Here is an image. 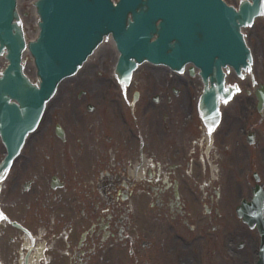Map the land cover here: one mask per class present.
<instances>
[{
  "label": "flooded vegetation",
  "instance_id": "obj_1",
  "mask_svg": "<svg viewBox=\"0 0 264 264\" xmlns=\"http://www.w3.org/2000/svg\"><path fill=\"white\" fill-rule=\"evenodd\" d=\"M246 40L254 66L255 57H264V47L254 51ZM229 76L236 79L232 71ZM253 76L257 80L232 84L234 95L221 104L211 139L214 177L204 170L200 122L189 131L193 127L176 117L175 88L187 89V79L173 84L165 74L162 80L169 86L158 95L156 88L149 93L145 84L135 85L132 98L137 93L135 105L142 106L131 109L144 119L147 104L162 103L167 109L151 111L160 116L157 120L125 122L126 128L117 120L87 115L84 91L65 96L71 111L57 118L67 119L69 132L67 123L62 138L34 131L0 174V213L20 225L17 229L8 222L0 230V264H236L233 256L244 248L231 245L236 234L230 230L233 194L226 191L230 175L247 167L245 181L264 188V174L253 168L257 163L261 170L264 163V115L252 93L264 80L259 73ZM104 87L110 93V85ZM240 93L251 98L234 102L245 110L237 121L231 102ZM4 152L0 138V161ZM221 206L230 210L228 223ZM216 238L225 245L204 248ZM194 241L196 248H187ZM44 243L47 248L41 247Z\"/></svg>",
  "mask_w": 264,
  "mask_h": 264
},
{
  "label": "water",
  "instance_id": "obj_2",
  "mask_svg": "<svg viewBox=\"0 0 264 264\" xmlns=\"http://www.w3.org/2000/svg\"><path fill=\"white\" fill-rule=\"evenodd\" d=\"M18 2L21 19L28 24L30 0ZM35 5L41 19L40 35L28 48L40 78L39 87L33 86L21 71L24 41L19 27L12 22L15 0H0V52L6 48L9 62L0 77V132L11 156L25 134L35 127L44 102L53 94L57 83L75 71L103 34L111 31L116 42L120 56L115 71L120 80L127 81L135 62L143 59L175 69L192 62L201 65L206 77L213 69L207 51L213 45L210 44L213 35L218 57L227 56L231 62H238L242 50L237 27L252 20L259 2L253 0L250 5L243 2L239 12L225 7L220 0H121L118 7H113L109 0H38ZM136 6H140L137 11ZM130 8L132 20L125 24V13ZM153 33L157 36L151 41ZM200 33L204 41L199 49ZM24 65L29 77L35 80L28 54ZM215 67H219L217 63ZM189 70L192 73V68ZM201 106L209 116L216 113L213 91L203 93ZM262 203V193L255 190L251 201L236 211L249 227L256 225L264 250ZM258 264H264L263 251Z\"/></svg>",
  "mask_w": 264,
  "mask_h": 264
},
{
  "label": "rangeland",
  "instance_id": "obj_3",
  "mask_svg": "<svg viewBox=\"0 0 264 264\" xmlns=\"http://www.w3.org/2000/svg\"><path fill=\"white\" fill-rule=\"evenodd\" d=\"M264 28V19L257 18L255 23L248 28L245 31V35L247 36L248 41L250 42V45L254 49V51L259 52L261 48L264 47V31H262ZM245 36V37H246ZM106 45V44H105ZM98 52L90 58L88 61V64L86 65V68L84 67L82 72H80L75 78L72 79H67L63 82H61L59 86V91L57 94H59L56 99L54 98L49 102L48 107L46 109V115L43 118L44 121L42 122L41 127L38 129L39 132L43 131L44 132V126L48 122L49 119H53L54 113L57 111L58 107L63 108L65 104L63 103L64 97L68 96L69 99L74 95L76 96L77 91L81 90L86 93V95L82 98L83 102H90L92 105H94L97 108V111L95 112L96 116L100 119L101 116L105 120L104 122H107L108 120H111L113 122H116L121 120L120 117L122 116L123 118H127V122H131L132 116L129 114V102L131 101V95L132 93H128L125 97L121 93L120 87L117 85L116 81L112 80V78L109 76V73L112 71L111 65L112 62L108 60V57L106 58V54L109 53L108 49H105L104 47H101ZM254 70L251 72L255 75L258 73L260 74V78L264 80V57L263 58H256L255 57V63L253 66ZM87 69V70H86ZM95 72H99L100 75L97 77ZM94 75H93V74ZM102 77H104L106 80L110 82V93H107L108 90L105 91V87L102 85V82H104L105 86H107L106 82L102 80ZM136 80L139 82V84H145L149 88V93L153 91L154 88H156L155 94L158 95L160 94L159 89L164 90L165 88H168L169 84L166 81L163 80H157L156 82L149 78L147 75L142 76L140 72L138 71L135 74ZM188 82L192 85L193 91H190L189 88H183L182 90H178V88H175L178 92L176 99H174V108H177L176 111V117L179 118V122L181 124V120H186L188 112H194L197 115V95H198V81L196 78H188ZM257 79V78H256ZM113 82H111V81ZM229 82L233 81L234 79L229 76L228 77ZM176 79H174V82ZM245 83V80L242 82ZM174 86V85H173ZM175 87V86H174ZM111 90H115L116 93L113 92L111 94ZM142 97V93H141ZM246 97V100L250 99L251 97L249 94H243L240 93L239 95L235 96V98L232 100V105L234 102L243 99ZM161 100H164V97H160ZM60 102H59V101ZM149 100L147 99L145 101L146 103ZM107 104V109H106V114H101L103 110V104ZM237 104L235 103L233 105V108L231 110V115L235 117V119L241 120V116L244 114L245 110H238ZM141 103H137L135 105V108L137 110L141 107ZM147 108L149 111H156L158 108L160 110H163V112L166 111L167 108H165L164 104H147ZM180 111H179V109ZM230 107L227 108L229 110ZM52 111V112H51ZM156 114L155 112H153ZM154 114H148V119L153 120L152 118H155V120L159 119L160 116L154 115ZM169 116L175 117L173 114H169ZM94 118V116H92ZM237 117V118H236ZM143 118V114L139 113L138 114V119L137 121L133 123L140 124L144 122L145 120H141ZM119 119V120H118ZM125 124V123H124ZM205 165V171L208 172V166L206 163ZM254 167L258 168L262 174H264V163H261L262 169L260 170L258 167L257 163H254ZM212 169V168H211ZM210 169V170H211ZM246 167L243 168L241 174L235 173L233 174V180L230 182V188L231 192L233 194V201H231V204L233 203V207L237 204V201L239 200L240 197H247V192H248V186L249 184L246 183L245 181V172H246ZM216 205H213L215 207ZM195 207V205H193ZM224 210L225 217L224 221L226 223L230 222L227 220V216L230 213V210H227V207L221 206ZM230 215V220L232 224V228L230 229L231 232H235L236 236L233 238L231 241V245L233 247L237 246L238 244H241L239 248H244L245 252L243 253L241 250L239 253L236 254L235 256V261L236 264H244L245 262H249L253 260V244H258V235L255 229H248L245 224L241 223L238 219H234ZM220 225H224V222L221 221ZM224 238L228 239L231 237L230 234L223 233ZM225 242L224 241H219V239H215L212 241L210 244H205L204 248H220L221 246H224ZM197 243L194 241L191 244L187 246V248H196Z\"/></svg>",
  "mask_w": 264,
  "mask_h": 264
},
{
  "label": "bare ground",
  "instance_id": "obj_4",
  "mask_svg": "<svg viewBox=\"0 0 264 264\" xmlns=\"http://www.w3.org/2000/svg\"><path fill=\"white\" fill-rule=\"evenodd\" d=\"M113 45V44H112ZM151 78H160V72H154L151 76H150ZM163 77H165V75H163Z\"/></svg>",
  "mask_w": 264,
  "mask_h": 264
},
{
  "label": "snow or ice",
  "instance_id": "obj_5",
  "mask_svg": "<svg viewBox=\"0 0 264 264\" xmlns=\"http://www.w3.org/2000/svg\"><path fill=\"white\" fill-rule=\"evenodd\" d=\"M237 90H239V89H237Z\"/></svg>",
  "mask_w": 264,
  "mask_h": 264
}]
</instances>
